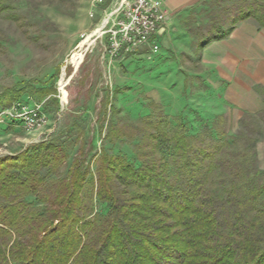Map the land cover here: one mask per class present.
<instances>
[{
	"label": "trees",
	"instance_id": "1",
	"mask_svg": "<svg viewBox=\"0 0 264 264\" xmlns=\"http://www.w3.org/2000/svg\"><path fill=\"white\" fill-rule=\"evenodd\" d=\"M18 1L0 0V17L21 26ZM232 9L233 18L228 7L210 10L207 32L194 34L199 51L241 22L264 28V0ZM49 81L5 88L0 107L25 93L57 103ZM254 90L264 103V86ZM148 107L135 124L110 123L105 136L136 141L133 159L102 148L93 169L77 156L68 165L72 144L59 138L0 157V264H264V170L254 150L263 129L246 113L236 135L223 115L202 116L191 133L183 116ZM254 116L264 122V109Z\"/></svg>",
	"mask_w": 264,
	"mask_h": 264
},
{
	"label": "rangeland",
	"instance_id": "2",
	"mask_svg": "<svg viewBox=\"0 0 264 264\" xmlns=\"http://www.w3.org/2000/svg\"><path fill=\"white\" fill-rule=\"evenodd\" d=\"M136 1L19 0L21 26L0 17V92L21 82L45 83L58 70L55 80L48 82L55 88L57 103H39L25 93L10 107H0V157L59 138L72 144L68 165L77 156L93 169V156L102 148L133 159L136 141L116 135L109 141L105 136L110 123L135 124L149 115V102L161 107L157 113L183 116L191 133L201 128L202 110L212 112L217 100L206 84L219 80L202 65L194 34L197 28L207 32L213 8L228 7L225 18H233L236 0H215L212 7L198 3L174 13L159 0L167 12L164 31L148 44L132 47L124 40L120 23ZM222 83L224 87L226 82ZM234 109L227 104L226 113L220 114L229 135L240 131L239 120L246 113L263 129L254 150L255 165L264 170V122L254 116L260 111L236 118ZM33 114L38 123L27 124ZM79 149L83 154H76Z\"/></svg>",
	"mask_w": 264,
	"mask_h": 264
},
{
	"label": "crops",
	"instance_id": "3",
	"mask_svg": "<svg viewBox=\"0 0 264 264\" xmlns=\"http://www.w3.org/2000/svg\"><path fill=\"white\" fill-rule=\"evenodd\" d=\"M203 1L164 0L163 5L174 13ZM201 63L210 72L218 74L219 80L206 84L211 91L209 95H215L217 100L212 112L202 110L204 117L226 113L227 104L235 107L236 118L244 112L264 109L262 99L254 91L256 86H264V28L250 20L241 22L228 38L212 42L202 50ZM222 82H226L224 87H221Z\"/></svg>",
	"mask_w": 264,
	"mask_h": 264
},
{
	"label": "built area",
	"instance_id": "4",
	"mask_svg": "<svg viewBox=\"0 0 264 264\" xmlns=\"http://www.w3.org/2000/svg\"><path fill=\"white\" fill-rule=\"evenodd\" d=\"M102 3L104 0H95ZM167 12L162 9L159 0H137L124 12V21L120 23V32L128 45L137 47L145 45L150 40L164 31ZM152 49L157 50V45L152 44ZM11 115V114H10ZM22 115L15 116L21 117ZM27 124H37L35 114L26 118ZM36 122V123H35Z\"/></svg>",
	"mask_w": 264,
	"mask_h": 264
},
{
	"label": "bare ground",
	"instance_id": "5",
	"mask_svg": "<svg viewBox=\"0 0 264 264\" xmlns=\"http://www.w3.org/2000/svg\"><path fill=\"white\" fill-rule=\"evenodd\" d=\"M88 38L86 40H84L81 45H84L87 42Z\"/></svg>",
	"mask_w": 264,
	"mask_h": 264
}]
</instances>
